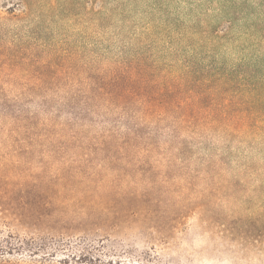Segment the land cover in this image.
Here are the masks:
<instances>
[{
    "label": "trees",
    "instance_id": "1",
    "mask_svg": "<svg viewBox=\"0 0 264 264\" xmlns=\"http://www.w3.org/2000/svg\"><path fill=\"white\" fill-rule=\"evenodd\" d=\"M7 1L27 30L0 38L1 63L39 50L31 66L49 74L0 82V146L106 147L195 171L264 164V0ZM52 26H77L85 54L31 30Z\"/></svg>",
    "mask_w": 264,
    "mask_h": 264
},
{
    "label": "rangeland",
    "instance_id": "2",
    "mask_svg": "<svg viewBox=\"0 0 264 264\" xmlns=\"http://www.w3.org/2000/svg\"><path fill=\"white\" fill-rule=\"evenodd\" d=\"M10 5L0 0V38L27 30ZM52 27L31 30L85 54L77 26ZM29 49L0 61V82L47 79L31 66L39 50L19 58ZM107 149L0 146V264H264V164L195 171L199 161Z\"/></svg>",
    "mask_w": 264,
    "mask_h": 264
}]
</instances>
